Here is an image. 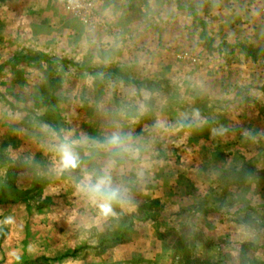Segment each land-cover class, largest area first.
Listing matches in <instances>:
<instances>
[{
	"label": "crops",
	"instance_id": "obj_1",
	"mask_svg": "<svg viewBox=\"0 0 264 264\" xmlns=\"http://www.w3.org/2000/svg\"><path fill=\"white\" fill-rule=\"evenodd\" d=\"M90 1L117 33L82 24L64 0H0V264H176L158 232L182 226L212 264L246 244L264 261V201L243 205L244 185L219 179L264 169V0ZM141 90L152 99L137 118ZM193 110L201 121L179 126ZM157 119L173 127L148 132ZM117 124L145 136L151 166L134 189L159 202L155 221L135 202L99 217L77 192L81 170H55L45 126L102 138Z\"/></svg>",
	"mask_w": 264,
	"mask_h": 264
},
{
	"label": "clouds",
	"instance_id": "obj_2",
	"mask_svg": "<svg viewBox=\"0 0 264 264\" xmlns=\"http://www.w3.org/2000/svg\"><path fill=\"white\" fill-rule=\"evenodd\" d=\"M69 5L78 7V0H69ZM134 95L140 98L132 110L137 118L142 117L150 111L152 93L141 90ZM201 119L199 111L193 110L191 113H181L177 123L181 127H189L199 123ZM170 127L173 126L157 119L148 132L167 131ZM45 128L53 141L50 150L55 155V170L58 173L81 170V175L77 177V192L88 205L97 210L99 217H117V208L125 209L134 205L133 189L146 180L151 166L144 135L125 131L118 124L102 138L88 135L77 137L73 132L65 134L48 129L47 126ZM226 131L224 128H213L212 134L223 135ZM81 148L98 149L100 155L94 156L92 152L85 151L82 156ZM84 157L101 159L102 163L88 169L84 167ZM129 173L132 175L125 179Z\"/></svg>",
	"mask_w": 264,
	"mask_h": 264
},
{
	"label": "trees",
	"instance_id": "obj_3",
	"mask_svg": "<svg viewBox=\"0 0 264 264\" xmlns=\"http://www.w3.org/2000/svg\"><path fill=\"white\" fill-rule=\"evenodd\" d=\"M133 84L136 82L131 81ZM144 83V82H143ZM147 85H154L153 82L145 81ZM48 89L52 95L59 87L58 80H51L46 82ZM254 168L250 164H243L239 168L231 167L223 171L219 178L223 184L231 186L245 185L249 179L254 175ZM160 204L157 200H148L137 208V215L141 219L155 221L159 215ZM160 239L167 245L166 247L172 252L173 257L176 258V264H212L204 256L197 255L191 245V241L174 228H167L163 233L158 232ZM2 233L0 232V239ZM121 237H115V241H121ZM246 245L241 246V255L243 256L242 249ZM246 256V255H245ZM23 264H40L39 259L26 261ZM243 264H264V261L257 259L247 258Z\"/></svg>",
	"mask_w": 264,
	"mask_h": 264
},
{
	"label": "rangeland",
	"instance_id": "obj_4",
	"mask_svg": "<svg viewBox=\"0 0 264 264\" xmlns=\"http://www.w3.org/2000/svg\"><path fill=\"white\" fill-rule=\"evenodd\" d=\"M137 5H142V1L138 0ZM135 8V7H134ZM133 9V8H132ZM178 182H183V180H179ZM134 202L136 204L141 205L142 203H144L143 198L141 197L140 193L138 192L137 189H134ZM221 196V195H220ZM220 196L219 193L216 194V197L213 198V200H220ZM227 196V195H226ZM229 196V198H227ZM228 196L225 197V200L229 203L232 202V200H237V199H233V195L229 192ZM252 196L257 198L258 201H264V169L260 170V171H256V173L249 179V181L244 185L243 189L241 190V193H239V201L241 202V204L243 205H249L253 202L252 200ZM235 198V197H234ZM251 201V203H250ZM234 207V206H233ZM230 207V208H233ZM248 221V220H247ZM248 223L252 224L251 221H248ZM179 233H181L182 235H184L187 238V234L189 233L188 230L186 228H184L183 226L179 229ZM193 238L195 239H200L202 240L203 238L201 237V233H193ZM193 239V240H194ZM204 240V239H203ZM194 252H196L197 255H200V250L197 249V246L195 245V243H191ZM254 245L253 244H246V246H244V248L242 249L243 251V256L239 257L238 259L235 260V262L233 261L232 264H243L246 262L247 257L245 256L247 253H250L252 251H254ZM224 259L222 260V264H229L226 263ZM216 264V263H215Z\"/></svg>",
	"mask_w": 264,
	"mask_h": 264
},
{
	"label": "built area",
	"instance_id": "obj_5",
	"mask_svg": "<svg viewBox=\"0 0 264 264\" xmlns=\"http://www.w3.org/2000/svg\"><path fill=\"white\" fill-rule=\"evenodd\" d=\"M78 3V7H72L69 5V0H64L63 7L65 11L72 14L84 25L105 28L113 33L118 32V29L109 25L106 20L95 10L90 0H78Z\"/></svg>",
	"mask_w": 264,
	"mask_h": 264
}]
</instances>
